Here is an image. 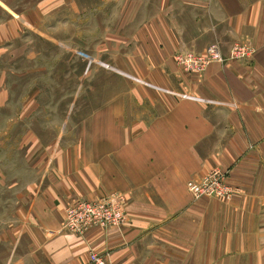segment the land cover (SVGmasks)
<instances>
[{
	"label": "crops",
	"instance_id": "0c3cea01",
	"mask_svg": "<svg viewBox=\"0 0 264 264\" xmlns=\"http://www.w3.org/2000/svg\"><path fill=\"white\" fill-rule=\"evenodd\" d=\"M129 32L153 72L86 124L78 154L53 163L27 197L33 256L41 264H264V0H127ZM250 43L243 61L184 72L175 53L223 56ZM137 44L141 41L137 39ZM227 174L229 202L194 201L187 182ZM118 193L125 223L84 237L62 229L65 205ZM38 261V262H40Z\"/></svg>",
	"mask_w": 264,
	"mask_h": 264
},
{
	"label": "rangeland",
	"instance_id": "374dc122",
	"mask_svg": "<svg viewBox=\"0 0 264 264\" xmlns=\"http://www.w3.org/2000/svg\"><path fill=\"white\" fill-rule=\"evenodd\" d=\"M152 36L129 32L127 0H0V264H41L25 197L58 156L78 154L97 112L157 68L144 65L151 50L141 48ZM185 54L172 59L188 74L212 64L191 70ZM72 201L62 229L81 238L65 225Z\"/></svg>",
	"mask_w": 264,
	"mask_h": 264
},
{
	"label": "built area",
	"instance_id": "2783aa9c",
	"mask_svg": "<svg viewBox=\"0 0 264 264\" xmlns=\"http://www.w3.org/2000/svg\"><path fill=\"white\" fill-rule=\"evenodd\" d=\"M253 54L254 50L248 42L234 44L226 57L221 54L217 44H211L203 54L181 55L180 60L184 67L200 71L213 62L243 61L250 59ZM227 179L225 172L214 169L199 180L188 181L187 190L194 201L217 199L229 202L237 189L230 185ZM124 204L125 198L118 193L102 197L97 201H72L65 210V225L70 232L81 237L91 229L120 227L126 220ZM90 261L92 264H104L95 252L90 253Z\"/></svg>",
	"mask_w": 264,
	"mask_h": 264
}]
</instances>
